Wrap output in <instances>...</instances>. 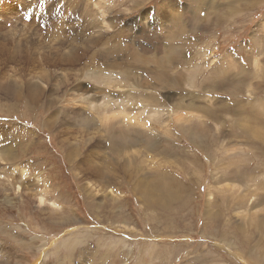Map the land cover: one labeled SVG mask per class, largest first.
<instances>
[{
	"label": "rangeland",
	"instance_id": "1",
	"mask_svg": "<svg viewBox=\"0 0 264 264\" xmlns=\"http://www.w3.org/2000/svg\"><path fill=\"white\" fill-rule=\"evenodd\" d=\"M0 264H264V0H0Z\"/></svg>",
	"mask_w": 264,
	"mask_h": 264
},
{
	"label": "bare ground",
	"instance_id": "2",
	"mask_svg": "<svg viewBox=\"0 0 264 264\" xmlns=\"http://www.w3.org/2000/svg\"><path fill=\"white\" fill-rule=\"evenodd\" d=\"M165 16V15H164ZM64 56V55H63ZM68 57V56H67ZM59 58V57H58ZM69 58V57H68ZM33 60V59H32ZM70 61H72V60H70ZM30 62V61H29ZM107 75V74H106ZM110 78V77H109ZM112 81H114V80H112ZM30 82H32V81H30ZM30 82H29V84H30ZM33 83V82H32ZM26 84V83H25ZM24 84V85H25ZM35 84V86L37 87V84L36 83H34ZM33 84V85H34ZM119 84H120V82H119ZM23 85V86H24ZM30 85H32V84H30ZM32 85V86H33ZM34 87V86H33ZM119 87H120V85H118L117 83L116 84H114V83H110V84H108V88H110L112 91H114V92H120L119 91ZM5 89L7 90V92H8V94L6 95V96H10V95H13L14 97H16V96H18V95H20V94H22V92H21V90H18L17 91V89H16V87L14 86V85H6L5 86ZM21 89V88H20ZM16 90V93H11L12 91H15ZM38 90H39V88H38ZM6 92V91H5ZM23 92H24V97H26L27 99H28V101L30 102V103H32V101L30 100V99H33V97H35L34 95H36L35 93H37V91L35 92V89H33L31 86H29L28 85V82H27V85H26V89L25 90H23ZM38 93H39V91H38ZM37 93V95H39ZM18 94V95H17ZM49 95H51V94H49ZM48 95V96H49ZM41 95H39V97H40ZM11 97V96H10ZM37 97V96H36ZM41 98V97H40ZM42 99V98H41ZM36 100V99H35ZM37 100H38V97H37ZM68 101H70V102H72V104H75V106H81V103H79V102H82L83 101V99H81V98H77V99H68ZM33 102H36V101H34L33 100ZM76 102H78L79 104H77ZM124 102L126 103V104H124ZM54 103V102H53ZM52 103V104H53ZM49 104V103H48ZM111 104V103H110ZM110 104H109V102L106 100V101H104L103 100V102L100 104L101 106H103V107H105V108H110ZM121 104L122 105H124L123 107H118V108H116L115 107V110L113 109V111H112V113L110 114V115H108L107 117H105V121H113V120H115V119H121V121H122V123L123 124H126V125H132L133 123H135V121H137V119H138V117H136V115L134 116V113H131L130 111H127V107H129L130 106V104H128V102H126V101H122L121 102ZM44 105V104H43ZM87 107H88V110L90 109L91 110V108H93V105L92 104H88V105H86ZM93 110V109H92ZM146 110V109H145ZM140 112V111H139ZM143 112V111H142ZM56 113V112H55ZM141 114V113H140ZM176 116V115H175ZM142 121V120H141ZM80 124H82V127L84 128V129H88L89 130V127L91 128L92 126H93V123H92V120H90V119H88V120H84V121H82ZM90 124H92V125H90ZM136 124H138V125H140V127L142 126L143 128H145L147 125H146V122H138L137 121V123H135V125ZM47 125H49V126H54L55 125V118L53 119V116H49L48 118H47ZM134 126V125H133ZM137 128V127H136ZM81 131V130H80ZM68 153H69V156L71 157V156H75L76 158H78L79 157V154H77L76 152H75V150L74 149H72V148H69L68 149ZM91 154H92V152L91 151H88V153H86V155H87V158H88V161H89V163L91 164V167H92V171H96V172H98L99 170H100V167L103 165V161H101L100 160V158L99 157H96L95 159H96V162H93L92 161V158H89L90 156H91ZM95 154V153H94ZM107 173V174H106ZM106 175H108L109 174V171H106ZM112 173V172H111ZM92 176H95L93 173H92V175H91V177ZM96 178H97V181L99 182L100 181V179H98V177L97 176H95ZM87 182V181H86ZM87 184H88V188H89V190L91 189V191L93 190V188L95 187H93V185H89V183L87 182ZM100 183H98V185L96 186L97 188L98 187H100ZM90 186V187H89ZM21 188V187H20ZM140 188V192L138 191V193H139V196H140V194H142V196L143 195H151L152 194V192H153V190L154 189H151L150 188V186H140L139 187ZM17 189H19V188H17ZM22 189V188H21ZM19 192V191H18ZM97 193H99V192H101V190H97L96 191ZM39 204L41 205L42 204V199H40L39 198ZM43 205V204H42Z\"/></svg>",
	"mask_w": 264,
	"mask_h": 264
},
{
	"label": "snow or ice",
	"instance_id": "3",
	"mask_svg": "<svg viewBox=\"0 0 264 264\" xmlns=\"http://www.w3.org/2000/svg\"><path fill=\"white\" fill-rule=\"evenodd\" d=\"M40 6H43V0H40Z\"/></svg>",
	"mask_w": 264,
	"mask_h": 264
}]
</instances>
